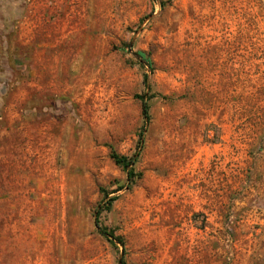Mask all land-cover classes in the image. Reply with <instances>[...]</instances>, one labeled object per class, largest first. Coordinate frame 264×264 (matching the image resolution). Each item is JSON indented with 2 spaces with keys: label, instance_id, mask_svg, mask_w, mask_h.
Instances as JSON below:
<instances>
[{
  "label": "rangeland",
  "instance_id": "374dc122",
  "mask_svg": "<svg viewBox=\"0 0 264 264\" xmlns=\"http://www.w3.org/2000/svg\"><path fill=\"white\" fill-rule=\"evenodd\" d=\"M120 259L264 264V0H0V264Z\"/></svg>",
  "mask_w": 264,
  "mask_h": 264
},
{
  "label": "trees",
  "instance_id": "16d2710c",
  "mask_svg": "<svg viewBox=\"0 0 264 264\" xmlns=\"http://www.w3.org/2000/svg\"><path fill=\"white\" fill-rule=\"evenodd\" d=\"M142 62L147 63L146 60H144V58L142 56H140ZM146 79V76H144V80ZM146 95H141L138 96L137 98L140 100L141 102V112H142V116L144 118L145 123H147L148 118H149V108L145 99ZM138 157V154L135 153L134 155H132L130 158L127 157H121L115 154L111 155V158L113 159L114 163L116 165L121 166L122 168H124L126 170V176H127V181H128V185H130L131 183L134 182L135 178H139L140 175L139 174H135L134 171L130 168L128 169L129 166L133 165L136 162V159ZM115 197H112L110 199L107 200L106 205L107 207L111 206L112 202L115 200ZM103 235L107 236L109 239L108 241H110L111 243H118L122 246V241L119 237H114L111 233H102ZM123 250V249H122ZM120 264H125L123 262V259H121Z\"/></svg>",
  "mask_w": 264,
  "mask_h": 264
},
{
  "label": "water",
  "instance_id": "95a60500",
  "mask_svg": "<svg viewBox=\"0 0 264 264\" xmlns=\"http://www.w3.org/2000/svg\"><path fill=\"white\" fill-rule=\"evenodd\" d=\"M121 259L119 260V263H120Z\"/></svg>",
  "mask_w": 264,
  "mask_h": 264
}]
</instances>
